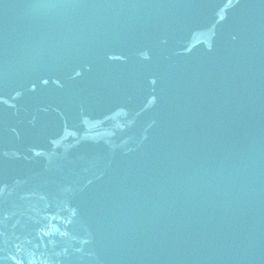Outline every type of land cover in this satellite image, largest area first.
<instances>
[{"label": "water", "instance_id": "95a60500", "mask_svg": "<svg viewBox=\"0 0 264 264\" xmlns=\"http://www.w3.org/2000/svg\"><path fill=\"white\" fill-rule=\"evenodd\" d=\"M0 264H264V0H0Z\"/></svg>", "mask_w": 264, "mask_h": 264}]
</instances>
